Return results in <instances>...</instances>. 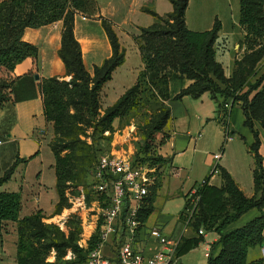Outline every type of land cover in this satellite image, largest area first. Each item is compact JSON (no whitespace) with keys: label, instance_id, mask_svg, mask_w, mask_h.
Returning <instances> with one entry per match:
<instances>
[{"label":"trees","instance_id":"1","mask_svg":"<svg viewBox=\"0 0 264 264\" xmlns=\"http://www.w3.org/2000/svg\"><path fill=\"white\" fill-rule=\"evenodd\" d=\"M169 1L173 12L167 17L147 11L157 18V22L142 28L141 34L135 38L144 65L143 73L103 116L99 113L100 94L124 63L126 54L112 24L101 18L113 54L101 66H95L93 75L87 71L75 35V22L79 14L87 17L97 12L96 0H0V69L13 72L18 64L32 59L35 71L39 51L36 46L24 42L25 31L63 22L59 56L71 80L49 78L41 85L44 115L47 122L53 125L55 133L50 148L55 157L59 196L56 207L59 210L66 205L67 191L78 180L82 169L90 167L91 177V171L100 158H97L93 145L81 139L85 131L82 126L94 127L95 124V133L108 139L105 134L112 133L114 122L139 105L145 89L149 88L153 97L157 96L163 102L180 101L185 97L196 100L209 93L218 106L214 120L230 135L231 110L239 105L245 117L244 127L254 136V143L248 145L254 161V195L247 197L233 176L219 166L221 186L210 184L212 173L200 183L195 188L198 203L191 216L187 212L189 195L186 197L180 219L196 236L182 238L176 255L178 259L184 257L205 242V234L215 233L219 239L211 244L206 264H264V258L248 261L249 250L264 245V158L260 153L261 139L257 129L260 127L264 131V0H240L239 24L245 33L241 44L246 50L243 58L236 61L231 78L226 77L223 65L216 60L221 23L217 20L210 31H191L185 18L190 0ZM188 81L191 84L185 88ZM173 83H176L175 86H172ZM11 87L12 81L0 86V106L11 100ZM170 119L171 111L167 108L147 134L145 150H140L133 159L134 165L157 169V181L140 213L142 224L154 211L160 171L163 163L167 164L166 159L146 152ZM19 161L0 178V233H6L10 223L15 225L17 264H49L46 261L53 249L57 252L58 264H87L90 252L98 247L99 230L90 239L88 248H80L75 233L66 238L58 228L44 223L42 210L21 217V193L2 190L12 179ZM254 209L261 212L259 217L243 227L230 229ZM68 249L77 257L75 261H64Z\"/></svg>","mask_w":264,"mask_h":264},{"label":"crops","instance_id":"2","mask_svg":"<svg viewBox=\"0 0 264 264\" xmlns=\"http://www.w3.org/2000/svg\"><path fill=\"white\" fill-rule=\"evenodd\" d=\"M96 2L97 12L88 15L86 20L79 14L75 22V35L89 72H93L95 66H101L113 54L101 18L112 24L120 43L125 47L123 42L131 39V33L140 32L142 28H148L157 22V18L147 11L155 12L161 17H167L173 12L169 0H96ZM239 16L240 0H190L186 11V25L191 31H210L217 20L221 23L222 30L216 43V60L223 65L227 78L233 76L236 61L243 58L246 50L241 44L245 33L239 24ZM62 36L61 21L25 31L24 42L38 48V67L34 71L32 59H26L16 66L12 72L11 100L0 106V178L20 160L12 179L2 190L8 192V189L19 188L18 192L23 199L21 217L38 210H42L46 216H51L59 202L55 157L50 148L53 125L47 122L44 115L41 85L43 80L49 78L71 79L59 56ZM130 55L131 53L127 52L124 63L116 70L108 85L114 81L117 72H126L132 59L142 66L138 51ZM190 84V81L186 82L185 88ZM164 103L171 111V119L164 129L168 140L160 152L167 160V167L160 171L161 177L158 179L160 187L157 190V196L162 199L164 205L157 225L142 227L136 246L148 256L155 255L161 249V246L149 236L153 228H160L164 235L177 240L178 244L182 238L196 236L180 219V214L185 209L186 197L211 175L216 164L233 176L247 197L254 195V161L248 151V145L254 143V136L244 127L245 117L241 107L237 105L231 110L230 131L233 140L227 141L226 129L214 120L218 106L209 93L196 100L185 97L180 101ZM257 129L261 139L260 153L264 158V131L260 127ZM123 145L122 148L119 146L118 150L114 147L112 152L116 153V150L118 154L125 153L124 150L130 152L131 145L127 142ZM218 153H222V157L215 161L214 155ZM210 184L221 186L220 177L212 176ZM175 202L178 206L176 210ZM25 209L26 213H23ZM260 215L261 212L257 209L251 210L230 229L243 227ZM204 238L205 242L197 249L203 248L206 254L219 236L209 233L205 234ZM263 247L264 245L250 249L248 261L263 259ZM197 249L181 257L179 263L184 264L183 260ZM105 253L109 254V250L105 249Z\"/></svg>","mask_w":264,"mask_h":264},{"label":"rangeland","instance_id":"3","mask_svg":"<svg viewBox=\"0 0 264 264\" xmlns=\"http://www.w3.org/2000/svg\"><path fill=\"white\" fill-rule=\"evenodd\" d=\"M140 34L141 31L131 33L130 34L131 39H127L126 41L123 42L125 47L122 45V43H120L121 47L125 49L126 55L127 52L131 53L130 56H132V54L137 51L140 53L138 48V43L135 41V38L138 37ZM126 55H125V59H126ZM143 70H144L143 63L142 66H139L136 60L132 59L131 63L127 66L126 72L119 71L116 73L114 81L109 85L107 83L106 84L107 87L105 86L100 94V108H99L100 116H103L108 108L112 107L119 100V98L126 93V91H128L137 83L138 79L143 73ZM227 71L229 72L230 70L228 69ZM89 73L93 75V72H89ZM68 77L71 78V76ZM70 80H64V81H70ZM11 81H12V71L7 70L6 68H1L0 86H2L3 84L10 83ZM174 84L176 83H173L172 86H175ZM166 109L167 107L163 102V100L157 96L153 97L152 93L149 91L148 88L145 89V92L143 93V95H141V101L139 105L133 111H131L127 116L123 118H119L114 122L113 132L108 135L105 134V136L109 137L108 139H103V137L100 134L95 133L94 130L95 124L94 127L82 126L85 131L81 134L80 137L83 141H86L88 144L93 145L94 152H97V158L106 154L108 150H113L114 147L117 150L119 149V146L122 148L121 145H123L125 142H127L128 145H131L130 152L134 150L135 154H137L140 150L143 151L145 150L147 134L154 128V126H156L159 116H162L166 111ZM233 129L234 131H236L235 127H233ZM132 131H133V136L129 139L128 136L132 133ZM156 137L157 138L154 140L153 144L151 143L150 150L146 152V154L150 153V155L154 157H162L160 152L162 151V148L165 145L166 140H168V135L165 134L163 130L162 132L157 134ZM54 139H55V133L53 127L51 129L50 144L54 142ZM162 142H164L163 145ZM117 150L116 153H118ZM124 151L129 153L128 150H124ZM119 154H123V152ZM95 162H97V160ZM95 162L92 163V166L95 164ZM166 165L167 164L164 162L163 166L167 167ZM89 168L82 169V173L79 176L78 180L70 185V188L67 191L66 205L61 210L57 209L56 207L55 211L52 213L51 216H46L44 214L45 217L44 223L53 225L56 228H58L61 232H63L66 235V238H69L71 233H75L77 237V244L79 245L80 248L83 249L89 247L90 241H87V239L91 236V233H93L92 234L93 237L97 232V230L94 231L95 225L94 222L92 221V215L88 211L91 206V201H92L91 198L93 196V193L91 191L92 183H91V177L89 175V170H90ZM10 191L18 192L19 188L17 187V188L8 189V192ZM83 198L85 199V206L82 203ZM174 204H175L174 208L176 210L178 206H176V202ZM163 205L164 202H162V199L157 196L153 204L154 211L145 221L144 226L153 227V225H157L158 222L157 220H159V216L163 209ZM23 213H26V209L23 210ZM85 242H87L86 247H85ZM16 243H17V234L15 230V225L10 223L7 227V232L0 233V264H17ZM76 259L77 257L73 254L72 250L68 249L64 261H75ZM206 261L207 258L205 257L203 248H199L190 255H188L183 260V263L203 264ZM46 262L49 264H58L57 252L54 249L48 256Z\"/></svg>","mask_w":264,"mask_h":264},{"label":"built area","instance_id":"4","mask_svg":"<svg viewBox=\"0 0 264 264\" xmlns=\"http://www.w3.org/2000/svg\"><path fill=\"white\" fill-rule=\"evenodd\" d=\"M82 18L86 20L85 15ZM132 136L133 131L129 139ZM226 140H233L228 131ZM134 156V150L123 154L111 150L99 158L91 171L93 196L88 211L92 215L94 231L99 230V243L90 252L87 264H180L176 255L178 241L164 235L160 228H153L149 232L150 238L161 246L155 255L148 256L136 248L140 230L144 227L140 213L158 177L156 168L134 165ZM221 157L222 153H218L214 155V160L219 161ZM212 174L219 175L218 164L214 166ZM195 195L196 189L189 194V216L198 203ZM82 203L85 206L84 198ZM92 234L87 241H90ZM105 249L109 250V254L105 253ZM262 255L264 257V247ZM205 256L208 257L209 252Z\"/></svg>","mask_w":264,"mask_h":264},{"label":"water","instance_id":"5","mask_svg":"<svg viewBox=\"0 0 264 264\" xmlns=\"http://www.w3.org/2000/svg\"><path fill=\"white\" fill-rule=\"evenodd\" d=\"M37 77V79H38V76H36Z\"/></svg>","mask_w":264,"mask_h":264},{"label":"bare ground","instance_id":"6","mask_svg":"<svg viewBox=\"0 0 264 264\" xmlns=\"http://www.w3.org/2000/svg\"><path fill=\"white\" fill-rule=\"evenodd\" d=\"M88 234H90V233H88Z\"/></svg>","mask_w":264,"mask_h":264}]
</instances>
